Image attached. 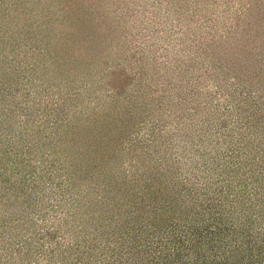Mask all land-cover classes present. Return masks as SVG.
<instances>
[{"label": "rangeland", "instance_id": "1", "mask_svg": "<svg viewBox=\"0 0 264 264\" xmlns=\"http://www.w3.org/2000/svg\"><path fill=\"white\" fill-rule=\"evenodd\" d=\"M0 158V264L246 262L264 194L201 208L264 184V0H0Z\"/></svg>", "mask_w": 264, "mask_h": 264}, {"label": "trees", "instance_id": "2", "mask_svg": "<svg viewBox=\"0 0 264 264\" xmlns=\"http://www.w3.org/2000/svg\"><path fill=\"white\" fill-rule=\"evenodd\" d=\"M14 156L17 157L16 155ZM14 156H10L9 159L13 158ZM1 160L3 159L0 158V161ZM10 161L11 160H9L8 162ZM10 164L12 165V163ZM217 166L219 165L217 164L212 167L216 169ZM212 173H214L212 176L214 180L210 178L209 182L203 189L205 191L207 186H210V187L214 186L215 188L213 187L212 190L214 191L213 194L216 196V198H212L208 200L210 201V206L203 205V207L201 208L202 212H205L206 210L211 211V209H213V214L209 215L208 220H207V222L210 221L211 227H208V229L206 230L207 231L210 230L212 235H215V234L218 235L219 233L224 232L222 230L224 228V225L222 226V224H220L222 222V218H221L222 212H217V213H214V212L219 211V209L217 208L225 209L226 207L229 212V216L231 218H235L234 220H237L238 222H244L243 225L245 226L240 228L242 232H240V229H239L238 233L240 234V237H242L241 235L245 234L248 240L250 238L249 236L250 234L248 233L247 228H252V223H254V218L251 217V215H249L250 217L248 216L247 218L244 217V219H241L239 214H241V211L244 212V209H246L247 207H250L252 200L255 203L256 201L260 199L256 197L255 194L257 193L264 194V184L260 183L261 181L256 177L257 174H254V171L252 169H251V172H249L251 174H247V176L246 175L244 176L241 174L236 175L235 172L231 173L230 170H227L225 172L223 171L222 173L217 172V170H213V172H211L210 174L212 175ZM219 177H222V178L220 179ZM222 183H224V185L221 187ZM217 184L218 186H216ZM255 213L252 215L255 216ZM255 223L258 225L261 224V226L262 224L264 225V206L261 207L259 218L257 222ZM226 226H225L226 232L233 231V229H229V228L226 229ZM208 238L209 240L212 241V236H209ZM218 240H219V237H218ZM251 246H248L247 248H250ZM254 247L256 249L255 250L256 252L250 248V250L252 251H249L248 253L245 254L247 256L246 262H243L241 260L242 258L244 259L243 257L244 254L240 255L239 257L235 256V258L231 260L234 255V252L231 251V253L225 254L221 260L215 261L214 264H264V234L259 235L257 240L255 239ZM1 261H2V258L0 257V263Z\"/></svg>", "mask_w": 264, "mask_h": 264}]
</instances>
